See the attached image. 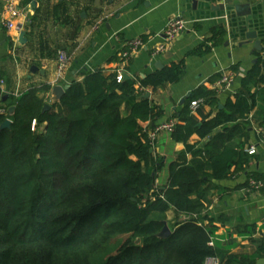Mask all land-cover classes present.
Instances as JSON below:
<instances>
[{
	"label": "trees",
	"instance_id": "1",
	"mask_svg": "<svg viewBox=\"0 0 264 264\" xmlns=\"http://www.w3.org/2000/svg\"><path fill=\"white\" fill-rule=\"evenodd\" d=\"M225 35L224 28L213 29L191 54L209 52ZM261 63L259 57L242 79V90L214 117L198 107L197 121L189 106L199 99L215 105L216 92L201 86L190 93L171 132L172 140L184 146L180 157L190 155V160L168 165L164 190L155 187L162 161L153 158L141 127L161 112L143 95L146 89L179 82L184 61L121 82L117 71L97 69L68 85L44 113L49 85L7 95L0 74V109L6 110L0 114V264H204L207 257L220 256L216 220L202 213L210 204L213 182L245 171L253 158L245 148L250 145L249 116L257 106L254 117L264 130V86L256 89L264 84ZM6 120L11 121L8 127L3 126ZM193 135L211 139L201 148L189 144ZM251 178L264 182V175ZM170 211L189 219L161 239ZM256 227L236 233L248 236L255 255H228V264L264 258V237H253ZM117 241L115 254L98 262Z\"/></svg>",
	"mask_w": 264,
	"mask_h": 264
},
{
	"label": "crops",
	"instance_id": "2",
	"mask_svg": "<svg viewBox=\"0 0 264 264\" xmlns=\"http://www.w3.org/2000/svg\"><path fill=\"white\" fill-rule=\"evenodd\" d=\"M191 1L17 0L20 14L11 18L4 11L0 0V74L4 76L2 88L7 95L17 96L32 87L49 85L51 90L45 97L47 104H50L55 86L67 87L97 69H103L107 74L118 71V56L120 58L125 44L141 38L146 48L124 63L123 74L129 78L146 77L157 71V62L161 63L162 68L178 61L185 63V72L179 82L165 84L155 91L144 90V94L149 95L148 100L161 113L155 122L142 123L143 130L148 134L158 124L177 120L176 116L185 104L180 105V102L201 86L216 92L215 105L201 106L203 115L214 117L223 110L228 99L232 100L242 90V79L257 64H253V61L260 57L263 66L264 57L262 53L253 51V41L240 44L238 29L242 23L241 18L233 15L227 19L218 13L213 18L196 20ZM250 10L252 14L246 19L249 27L255 31L258 39H264V0H256ZM177 17H182L187 27L175 37L166 52L171 57L165 59L166 53L153 56L154 47L164 42L163 32L167 23ZM3 21H10L13 28L8 30ZM95 26L97 29H94ZM219 27L226 32L223 43L212 47L207 53L192 55L198 46L211 37L212 30ZM59 51L67 54L68 64L58 76ZM32 66H36L40 72H31ZM222 75L231 76L232 81L229 87L218 89L215 83L219 79L213 83L210 80ZM263 86V83H259L256 89ZM251 91L254 92L255 88ZM260 105L264 109V104ZM257 111L258 106L249 116L250 145L245 148V152L251 147L256 151L251 155L253 158L250 164L241 173L213 182L210 204L202 213L216 220V241L221 247L220 256L217 257L222 264H228V255L253 256L256 253V247L248 236L240 237L236 234L238 229L255 224L257 227L253 237H264V194L261 189L247 191L253 173L264 175V144L261 143V136L257 135L258 129L262 127L254 117ZM123 113H126L124 108ZM191 116L197 121L201 119L196 111L191 112ZM171 132L159 133L152 149L153 158L162 161V167L156 174L157 190L167 187L168 165L171 162L190 160V155L180 157L179 153L184 146L172 140ZM206 142L197 135L189 139V144L201 148ZM188 219V216H176L174 211H170L166 214L165 222L171 230L177 223ZM200 223L206 224V221ZM261 259L264 258H258L255 264Z\"/></svg>",
	"mask_w": 264,
	"mask_h": 264
},
{
	"label": "built area",
	"instance_id": "3",
	"mask_svg": "<svg viewBox=\"0 0 264 264\" xmlns=\"http://www.w3.org/2000/svg\"><path fill=\"white\" fill-rule=\"evenodd\" d=\"M17 0H2V4L4 5V11L11 17L14 18L20 14V9L16 5ZM3 25L11 30L13 25L10 21H3ZM187 27L186 21L182 17H177L173 20H170L163 32L164 34V42L160 45H157L152 50L153 56H161L165 54L169 48L171 43L174 41L175 37L183 32ZM94 29H97L95 26ZM146 48V43L141 38H136L128 41L125 44L124 49L120 53V69L117 71V82H121L123 79L124 73V63H126L132 56L137 54L138 52L144 50ZM262 56L264 57V43L262 45ZM68 64V56L64 51H59L58 53V67L57 73L58 76L62 74L66 65ZM232 81V77L228 75H222L220 79L215 83V87L218 89H225L230 86ZM2 83V82H1ZM204 104L203 99H199L197 101H193L190 103L189 109L190 112H195L198 107H201ZM6 110L0 109V114H4ZM177 124V120H168L164 123L156 125L148 134L147 139L149 144L152 146V149L156 143L158 134L167 131L171 132L175 125ZM257 135L261 136V143L264 144V131L262 128H259L257 131ZM255 148L251 147L247 150L248 155L255 154ZM264 187L263 181H255L250 180L247 185V191L251 190H259ZM210 245H213V241H211ZM204 264H222L217 256H209L205 259Z\"/></svg>",
	"mask_w": 264,
	"mask_h": 264
},
{
	"label": "water",
	"instance_id": "4",
	"mask_svg": "<svg viewBox=\"0 0 264 264\" xmlns=\"http://www.w3.org/2000/svg\"><path fill=\"white\" fill-rule=\"evenodd\" d=\"M256 0H192L191 1V9L192 11L196 12V20H201L204 18H213L217 16V14H220V17H226L227 19L230 18L233 15L235 17L241 18L242 23L239 24L238 34L241 37L240 44H247L249 42L253 41V51L260 54L262 52V44L264 42V39H258L257 34L255 31L253 32L250 27L247 17H250L252 12L250 10V6L254 5ZM198 12V13H197ZM84 16V15H82ZM240 46V45H239ZM171 57L170 53H166L164 58L168 59ZM257 61H253V64H255ZM155 68L157 70L162 69V65L160 62H157L155 64ZM40 72L39 69L36 66L31 67V72ZM142 79L145 78V76L142 75ZM123 79H129V77L125 74H123ZM68 87V86H67ZM67 87H61V86H55L52 89V96L50 97L51 103L58 102L62 98V96L65 93V90ZM189 96H187L185 99H183L180 102V105L185 103V101L188 99ZM7 96L3 97L2 102L6 100ZM144 99H148L149 95L144 94ZM220 109L222 107H219ZM50 110L49 104H44L42 112H46ZM14 111V107L9 108V113H12ZM11 124L10 120H6L3 124L4 127H8ZM220 132V130L217 131V133ZM211 139V137L207 140V142ZM206 142V143H207ZM206 143L202 146L205 147ZM150 153L152 154V150H150ZM151 176H154L153 174ZM163 229L159 233V238L165 239L168 238L171 235V230L168 228L167 223L163 222ZM136 245L140 244V240L137 239L135 242ZM257 264H264V259H261L257 262Z\"/></svg>",
	"mask_w": 264,
	"mask_h": 264
},
{
	"label": "rangeland",
	"instance_id": "5",
	"mask_svg": "<svg viewBox=\"0 0 264 264\" xmlns=\"http://www.w3.org/2000/svg\"><path fill=\"white\" fill-rule=\"evenodd\" d=\"M120 244V241H117L115 244H113L109 250L107 251L106 254H104L103 256H101L99 259H98V262L102 263L106 260L107 256L109 255H113L115 254L117 248H118V245Z\"/></svg>",
	"mask_w": 264,
	"mask_h": 264
}]
</instances>
